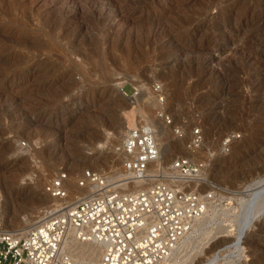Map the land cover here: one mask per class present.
<instances>
[{"label": "rangeland", "instance_id": "1", "mask_svg": "<svg viewBox=\"0 0 264 264\" xmlns=\"http://www.w3.org/2000/svg\"><path fill=\"white\" fill-rule=\"evenodd\" d=\"M141 123L170 146L163 166L207 162L191 187L212 197L171 264L216 252L218 264H264V214L231 252L264 178V0H0V229L26 230L58 202L45 185L61 172L66 202L95 189L79 184L86 169L134 190L119 185L117 148ZM193 128L202 144L190 152Z\"/></svg>", "mask_w": 264, "mask_h": 264}, {"label": "built area", "instance_id": "2", "mask_svg": "<svg viewBox=\"0 0 264 264\" xmlns=\"http://www.w3.org/2000/svg\"><path fill=\"white\" fill-rule=\"evenodd\" d=\"M156 113L170 123L162 108ZM174 132L182 136L180 128ZM236 137L233 132L225 134L221 148L228 150ZM201 144L200 130L193 128L188 150L194 152ZM117 150L126 175L119 185L134 183V190L111 188L107 177L86 169L79 184L87 182L95 189L66 202V176L57 174L46 183L45 191L58 202L44 207L26 230L0 229V264H160L169 257L206 212L212 191L199 192L191 186L207 162L177 156L150 174L159 148L155 131L147 123L130 128ZM71 233L76 241L98 246V259L76 260L64 251L63 243Z\"/></svg>", "mask_w": 264, "mask_h": 264}, {"label": "bare ground", "instance_id": "3", "mask_svg": "<svg viewBox=\"0 0 264 264\" xmlns=\"http://www.w3.org/2000/svg\"><path fill=\"white\" fill-rule=\"evenodd\" d=\"M99 7L102 8V6H99ZM94 8H96V7H94ZM103 8H105V7L103 6ZM119 90L122 91L121 87ZM132 124L133 123H132L131 118L128 117V126L131 127ZM163 132H164L163 128H160L159 133L163 134ZM157 137H158V135L157 136L155 135L156 142H157ZM123 138H122V140H123ZM157 145H158V143H157ZM158 148H159V155H158L157 159L153 163H151L152 166H156V165H162L163 166V163H165L163 160L167 156V152L169 151L170 146L167 144L163 147L162 146L159 147V145H158ZM186 154H189V151H186ZM148 171H149V173L153 172V169L152 170L149 169ZM254 185H253L254 186V192H252V194L255 195L256 197H254V196L252 197V194H251L250 195L251 198L248 200V202L243 201L244 202L243 211H242V214H240L241 220L239 222L237 221V227H236V231H235V235H234L235 242H233V244H232V249H233L231 251L232 253L241 251V249L243 247V245L241 243L243 242V239H244L248 229H251L255 220L264 214V178L256 181L254 183ZM92 187L94 188V185H92ZM50 199H54V198H50ZM62 247H63V250L66 251L67 253H69L73 259H75V257L79 255V256H82L81 259L96 260L100 256V249L98 248V246H96L92 243H83V242L76 241L73 238L72 233L65 240ZM172 253L169 257L164 259L161 263L171 264V263L175 262V257L172 256ZM219 258H220V255L218 252H216L212 258H210L209 260H207L205 262V264H218ZM201 264H203V263H201Z\"/></svg>", "mask_w": 264, "mask_h": 264}]
</instances>
